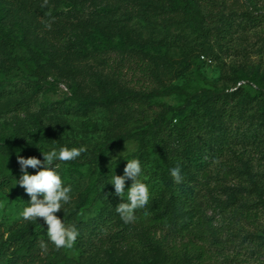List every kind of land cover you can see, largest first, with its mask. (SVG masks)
<instances>
[{
	"label": "rangeland",
	"instance_id": "rangeland-1",
	"mask_svg": "<svg viewBox=\"0 0 264 264\" xmlns=\"http://www.w3.org/2000/svg\"><path fill=\"white\" fill-rule=\"evenodd\" d=\"M204 1L214 8L216 26L203 41L179 31L170 20L172 16L165 21L155 20L159 13L166 17L171 13L160 0H143L145 6L132 1V10L117 7L122 0H35L34 7L26 12L33 11L36 21L25 15L2 20L4 29L18 40L24 32L45 38L50 53L48 61H39L49 72L48 78L36 85L32 78L26 80L17 72L11 84L13 101L0 104V229L25 221L20 214L30 199L14 195L11 179L17 174L12 162L22 153L41 154L39 149L58 150L63 146H85L92 151L111 139H124L138 128L150 126L162 105L178 107L184 100L173 95L83 108L68 100L73 92L86 98L101 93L114 95L125 89L159 92L176 87L189 94L205 89L223 92L228 103L209 100L211 115L207 119H203L200 107L190 105L181 119L186 117L185 125L211 127L214 139L220 143L215 148H225L223 158L217 162L215 157L203 158L194 169L195 177L206 172L212 186H221L216 188V198L220 195L222 203L217 205L215 197H202L199 192L196 203L201 211L188 231L175 239L177 248H185L181 246H188L190 241L199 245L197 237L203 234L208 242L201 264H264V0ZM3 7L9 10L10 5ZM163 30L171 39L164 38ZM103 41H123L132 50L127 53H139L156 78L148 79L133 70L124 60L127 54L101 50ZM239 80L256 87L229 94ZM231 114L233 117H228ZM177 120L168 116L167 126L175 125ZM136 149L134 141L125 140L103 160L85 169L58 163L62 180L72 187V199L57 215L74 213L78 195L90 190L98 173L119 158L131 156ZM166 154L173 156L170 148ZM146 156L153 160L149 150ZM219 162L231 168L226 178L216 171ZM254 184L260 185L261 194ZM136 216L131 224L139 233L151 225L143 210H137ZM198 220L201 227H196ZM64 253L76 264L159 261L158 254L142 239L132 246H109L94 263L89 261V253L65 248Z\"/></svg>",
	"mask_w": 264,
	"mask_h": 264
},
{
	"label": "trees",
	"instance_id": "trees-1",
	"mask_svg": "<svg viewBox=\"0 0 264 264\" xmlns=\"http://www.w3.org/2000/svg\"><path fill=\"white\" fill-rule=\"evenodd\" d=\"M76 3L77 0H72ZM137 6H145L143 0H132ZM130 0H122L126 10H132L135 4ZM170 7L171 13L166 17L163 13L155 16V20L165 21L170 18L172 23L177 25L181 32H188L195 37V40L203 41L211 35L212 29L216 26L212 16L213 6L204 0H160ZM224 1V0H220ZM35 0L12 1L0 0V74L3 79L0 81V104L13 101L15 93L11 87L13 76L19 72L24 79L32 78V82L38 85L48 78L49 72L39 65V61H48L49 53L46 51L45 38H40L34 32H24L23 38L18 40L11 31H6L2 24L5 18L14 16H29L36 21V14L27 11L34 7ZM9 4V10H4V5ZM43 12V10H41ZM24 17V16H23ZM222 21V20H220ZM165 29V28H164ZM165 39H171L168 31L163 30ZM30 44L32 48L30 49ZM101 50H118L127 54L124 59L130 64L132 69H137L141 76L148 79H155L156 74L152 68L143 60L138 53L129 54L132 50L123 42L112 43L103 41ZM240 83V85H238ZM7 87H10L8 89ZM245 87H256L249 85L243 80L236 82V85L229 94H234ZM228 94V92H226ZM178 95L184 97L182 105L172 107L162 105L159 114L154 122L144 128H138L135 132L128 134L124 139L116 138L103 143L99 148L86 151L75 160L60 162L68 167L80 170L90 167L95 162L103 160L107 153L122 145L125 140L134 141L137 145L136 151L129 157L119 158L110 163L104 170L98 173L92 182L89 191L78 195L76 200L77 208L72 214L59 216L69 225H75L79 230V236L72 248L78 254L89 253V261L94 263L96 257L109 246H132L143 240L157 254L159 261L156 264H166L172 260L171 264H201L200 260L205 255V245L208 242L205 235L200 234L197 245L190 241L189 245H183L178 249L175 239L184 231H188L193 224V219L201 211V206L196 203L199 192L202 197L208 196L216 200L217 205L222 203L220 195L216 198V188L209 181L206 172L195 177L194 169L197 163L203 158H216V162L224 157L225 148L213 137L211 127L185 125L186 117L181 119L183 110L190 106H198L203 111V119H207L211 112L207 106L209 100L221 101L226 104V95L223 92L217 93L212 90H201L200 92L189 94L179 88H170L163 91L141 92L125 89L114 95L101 93L97 96L83 98L76 92L69 97L70 102H75L79 107L87 106H109L121 101L130 103L142 102L154 97L165 98ZM178 119L176 124L168 127L167 117ZM228 117H233V114ZM170 148L173 156L166 154V149ZM153 156L149 160L147 151ZM24 158L37 157L43 159L40 153H22ZM137 158L144 168L143 180L149 186L150 200L147 208L151 225L140 230V233L132 224H125L115 211V207L126 202V195L121 198L114 194V187L108 184L111 178L122 175L127 161ZM214 159V158H213ZM179 165L183 180L177 184L170 175V169ZM12 166L17 171L15 176H11L14 183L13 193L27 195L18 184L15 186L16 178L19 179L20 165L17 159L12 162ZM217 173L226 178L231 168L223 162L216 165ZM30 174H35L36 170L29 168ZM255 183V182H254ZM131 185V180L126 181V189ZM255 190L262 193L260 185L254 184ZM28 196V195H27ZM28 199L30 197L28 196ZM201 220L196 222V227H201ZM208 227L211 224H207ZM207 227V228H208ZM47 226L43 224V219L37 221H21L10 224L6 229H0V264H76L73 259H67L64 248L56 249L54 244L48 240ZM40 241L47 243V250L40 247ZM178 249V250H177ZM170 257V258H167ZM174 258L177 260L175 261Z\"/></svg>",
	"mask_w": 264,
	"mask_h": 264
},
{
	"label": "clouds",
	"instance_id": "clouds-1",
	"mask_svg": "<svg viewBox=\"0 0 264 264\" xmlns=\"http://www.w3.org/2000/svg\"><path fill=\"white\" fill-rule=\"evenodd\" d=\"M43 159L35 156L24 158L18 156L20 165V177L16 178L15 186L18 184L30 197L28 206L23 208L20 214L25 221H37L43 219L47 226L48 240L54 244L56 249H70L74 246L79 230L75 225L67 224L57 213L64 205L72 199L71 185H66L60 174V165L56 163L67 162L77 159L87 151L85 146L68 148H53L48 151L39 149ZM126 166L122 175H114L108 184L114 187V194L121 198L126 195V202H121L115 207L116 213L125 224L134 223L137 220L136 211L145 210L149 204V186L143 182L144 168L137 158L126 160ZM35 169V174H30L28 169ZM170 175L174 182L179 184L183 180L179 165L170 169ZM131 180V185L126 189V181ZM147 216L148 212L144 211ZM40 247L47 250V243L40 241Z\"/></svg>",
	"mask_w": 264,
	"mask_h": 264
},
{
	"label": "built area",
	"instance_id": "built-area-1",
	"mask_svg": "<svg viewBox=\"0 0 264 264\" xmlns=\"http://www.w3.org/2000/svg\"><path fill=\"white\" fill-rule=\"evenodd\" d=\"M238 85H240V83Z\"/></svg>",
	"mask_w": 264,
	"mask_h": 264
}]
</instances>
